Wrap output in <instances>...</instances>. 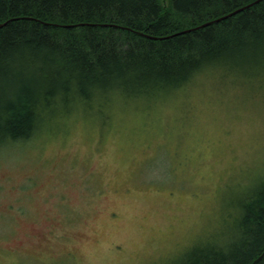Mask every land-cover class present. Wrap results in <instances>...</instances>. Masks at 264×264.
<instances>
[{"label":"rangeland","instance_id":"rangeland-1","mask_svg":"<svg viewBox=\"0 0 264 264\" xmlns=\"http://www.w3.org/2000/svg\"><path fill=\"white\" fill-rule=\"evenodd\" d=\"M74 104L0 143V264H181L264 180V57Z\"/></svg>","mask_w":264,"mask_h":264},{"label":"trees","instance_id":"trees-1","mask_svg":"<svg viewBox=\"0 0 264 264\" xmlns=\"http://www.w3.org/2000/svg\"><path fill=\"white\" fill-rule=\"evenodd\" d=\"M254 1L0 0V143L29 139L74 104L173 91L220 63L251 66L264 57V0ZM242 205L236 241L181 264H264V180Z\"/></svg>","mask_w":264,"mask_h":264},{"label":"water","instance_id":"water-1","mask_svg":"<svg viewBox=\"0 0 264 264\" xmlns=\"http://www.w3.org/2000/svg\"><path fill=\"white\" fill-rule=\"evenodd\" d=\"M257 1H259V0H255L254 2H257ZM235 12V11H234ZM225 16H221V17H219V18H217V19H221V18H224ZM211 21H209V22H205V23H202L201 24V26L202 25H205V24H208V23H210Z\"/></svg>","mask_w":264,"mask_h":264},{"label":"bare ground","instance_id":"bare-ground-1","mask_svg":"<svg viewBox=\"0 0 264 264\" xmlns=\"http://www.w3.org/2000/svg\"><path fill=\"white\" fill-rule=\"evenodd\" d=\"M205 23V22H204Z\"/></svg>","mask_w":264,"mask_h":264}]
</instances>
